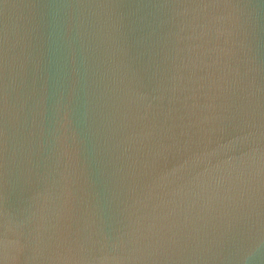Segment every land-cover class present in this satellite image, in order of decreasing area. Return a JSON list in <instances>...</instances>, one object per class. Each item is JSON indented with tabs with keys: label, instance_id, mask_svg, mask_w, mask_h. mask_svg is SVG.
<instances>
[{
	"label": "water",
	"instance_id": "1",
	"mask_svg": "<svg viewBox=\"0 0 264 264\" xmlns=\"http://www.w3.org/2000/svg\"><path fill=\"white\" fill-rule=\"evenodd\" d=\"M0 264H264V0H0Z\"/></svg>",
	"mask_w": 264,
	"mask_h": 264
}]
</instances>
